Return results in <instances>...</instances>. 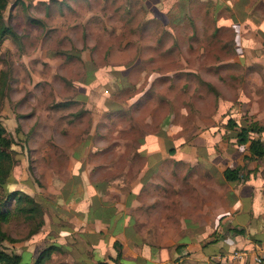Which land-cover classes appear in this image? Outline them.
Instances as JSON below:
<instances>
[{
    "label": "rangeland",
    "instance_id": "obj_1",
    "mask_svg": "<svg viewBox=\"0 0 264 264\" xmlns=\"http://www.w3.org/2000/svg\"><path fill=\"white\" fill-rule=\"evenodd\" d=\"M193 10L186 19L157 20L142 0H8L0 123L14 163L2 196L8 210L15 208L11 191L33 196L44 222L14 213L2 226L16 239L3 241L7 251L32 264L56 244L39 264H108L92 260L88 237L104 226L91 211L105 194L113 197L109 182L123 175L131 186L150 166L137 152L146 137L154 141L172 123L178 130L168 140L178 141V156L193 155L191 140L195 154H207L213 128L224 140L211 151L227 155L223 122L234 113L250 122L249 109L264 100V85L256 84L249 92L261 99L237 101L242 79H264V68L249 62L260 48L239 55L227 25L217 32L200 4ZM95 243L102 256L109 240Z\"/></svg>",
    "mask_w": 264,
    "mask_h": 264
},
{
    "label": "crops",
    "instance_id": "obj_2",
    "mask_svg": "<svg viewBox=\"0 0 264 264\" xmlns=\"http://www.w3.org/2000/svg\"><path fill=\"white\" fill-rule=\"evenodd\" d=\"M142 1L152 19H186L194 12L195 4H200L204 15L215 22L217 32L224 25L228 26L234 35L233 49L239 55L244 50L260 48V56L251 57L249 62L264 68V0ZM253 80L240 81L237 101L261 99L256 97L255 89L249 92V85L262 86L264 79ZM246 83L247 88H244ZM248 113L254 116L250 122L243 121L240 113L232 117L239 126L259 122V127H264V100ZM177 128L171 123L161 137H152V142L146 137L145 142L140 143L137 152L149 159L150 166L146 164L139 171L131 186H125L123 175L115 180L114 186L109 182L113 197L105 194L103 204L91 211V220L104 226L97 231L103 234L88 237L94 253L92 260L103 258L108 264H115L111 259L116 256L112 243L118 240L122 244L120 264H256L252 255L260 248L264 250V156L251 157L249 142L241 145L235 138L227 137L224 144L227 155L213 153L211 143L221 145L224 140L219 133L211 143L206 139L203 147L207 148V154H195L198 145L191 140L193 155L178 156V151L174 150L178 148L175 146L178 141L168 140ZM225 131L227 135L229 130ZM252 137L264 143V128ZM227 168H240L242 178L227 180L224 177ZM114 195H118L120 201L115 200ZM80 198L86 199L85 194L77 202ZM144 226L152 230H140ZM170 229H177L176 235H167ZM106 240H109L108 247L100 256L95 242L102 244ZM234 250L248 251L249 257L245 262L219 260V255Z\"/></svg>",
    "mask_w": 264,
    "mask_h": 264
},
{
    "label": "trees",
    "instance_id": "obj_3",
    "mask_svg": "<svg viewBox=\"0 0 264 264\" xmlns=\"http://www.w3.org/2000/svg\"><path fill=\"white\" fill-rule=\"evenodd\" d=\"M8 0H0V37L9 33V29L3 25L2 15L3 11L7 6ZM160 20V19H157ZM225 129L229 130L227 132V138H235L238 144L244 145L247 142L248 151L251 157L258 158L264 156V143L260 138L252 137L254 133L259 132L261 127L258 123H244L239 126L238 122L233 117H228L223 122ZM211 135H215L213 131ZM12 139L7 135L5 127L0 123V264H31L24 261L22 253H17L15 251H7L2 243L3 241L15 242L16 239L11 238L3 230L2 226L4 223L11 219V216L15 214H20L26 220H32L39 217L41 219L43 215L42 206L35 198L28 193L21 190H13L10 192L9 198L15 203V208L13 210H8L6 208V200L2 196L3 189L8 179L11 170L13 168V155H12ZM250 158V157H249ZM243 175L240 174V168H227L224 170V177L233 181L236 179H241ZM44 222L41 219V224ZM237 233H242L241 230H236ZM113 248L116 252V256L111 258L115 264H120L122 259V244L115 240L113 243ZM60 245L50 244L46 249H44L41 254L34 260L32 264H39L41 260L50 256L53 250L60 249ZM99 264H105L100 261Z\"/></svg>",
    "mask_w": 264,
    "mask_h": 264
},
{
    "label": "built area",
    "instance_id": "obj_4",
    "mask_svg": "<svg viewBox=\"0 0 264 264\" xmlns=\"http://www.w3.org/2000/svg\"><path fill=\"white\" fill-rule=\"evenodd\" d=\"M249 257L248 251L245 250H234L230 253H225L219 255V260L230 263V262H242L246 261ZM252 261L256 264H260L264 261V250L262 248L259 249L258 253L252 255Z\"/></svg>",
    "mask_w": 264,
    "mask_h": 264
}]
</instances>
